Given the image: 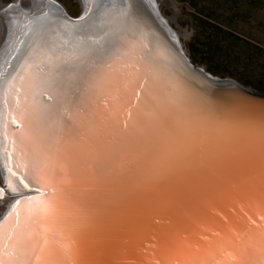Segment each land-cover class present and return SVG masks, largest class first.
Wrapping results in <instances>:
<instances>
[{
  "label": "snow or ice",
  "instance_id": "snow-or-ice-1",
  "mask_svg": "<svg viewBox=\"0 0 264 264\" xmlns=\"http://www.w3.org/2000/svg\"><path fill=\"white\" fill-rule=\"evenodd\" d=\"M153 17L163 32L157 0H84L75 22L57 0L0 11L17 126L0 148V264H264V104L214 112ZM101 96L123 119L91 120Z\"/></svg>",
  "mask_w": 264,
  "mask_h": 264
},
{
  "label": "rangeland",
  "instance_id": "rangeland-1",
  "mask_svg": "<svg viewBox=\"0 0 264 264\" xmlns=\"http://www.w3.org/2000/svg\"><path fill=\"white\" fill-rule=\"evenodd\" d=\"M12 2L0 0V6ZM57 3L70 17L82 12L81 0ZM159 12L190 61L191 54L198 60L193 64L264 91V0H167Z\"/></svg>",
  "mask_w": 264,
  "mask_h": 264
},
{
  "label": "water",
  "instance_id": "water-1",
  "mask_svg": "<svg viewBox=\"0 0 264 264\" xmlns=\"http://www.w3.org/2000/svg\"><path fill=\"white\" fill-rule=\"evenodd\" d=\"M60 5V4H59ZM61 6V5H60ZM61 10L65 12L61 6ZM66 13V12H65ZM82 13V12H81ZM67 15V14H66ZM81 15V14H80ZM67 17L73 22L76 21L77 17ZM161 17V16H160ZM151 30L159 36L162 42L165 41V36L159 30L158 26L155 24L148 23ZM182 54L187 61V66L185 67L181 63H175L170 65L171 69L176 72L183 74V77L187 83V86L194 92L201 94L208 102L210 108L214 112L231 113V114H242L251 106H259L264 104V92L254 90L248 86H245L234 79L226 77H215L207 73L205 69L201 66L193 64L185 51L181 46ZM140 55H143L144 61H147L155 57V50L152 49L151 45L149 49L141 50ZM144 61L140 62V67L143 69ZM159 63H164L159 61ZM203 75H202V74ZM207 77L208 79H205ZM4 81L0 83V148L3 147V136L4 132L7 130L8 134L12 135L13 131L16 129V125L11 124V118L7 115V110L5 107V95H4ZM143 94L141 96V101L143 102ZM134 97L131 92L127 93L123 100L121 101L122 106H126L128 103L132 102ZM111 101L109 104L111 106ZM86 113H91V120L103 126V124H111L116 119H123L122 116L117 112L114 115H110L109 109L104 107V98L95 99L94 103L88 105L86 108ZM126 115V114H125ZM7 116V122L5 117ZM9 135V136H10ZM3 163V153L0 152V165ZM1 175L4 173L0 170ZM4 187V184H3ZM26 195H35L34 192H25ZM0 223H3L2 218H0Z\"/></svg>",
  "mask_w": 264,
  "mask_h": 264
},
{
  "label": "bare ground",
  "instance_id": "bare-ground-1",
  "mask_svg": "<svg viewBox=\"0 0 264 264\" xmlns=\"http://www.w3.org/2000/svg\"><path fill=\"white\" fill-rule=\"evenodd\" d=\"M167 0H157V3H158V7L161 5V4H163V3H165ZM23 2V0H16V4H20V3H22ZM144 2L145 3H147L148 2V0H144ZM13 3V2H12ZM12 3L11 4H9V5H12ZM83 4H84V0H81V5H82V8H83ZM9 5H6L5 7L4 6H0V11H3V8L4 9H6ZM10 15H13V13L11 12V13H9ZM159 14H160V12H159ZM160 16H161V19H163L166 23H165V25L163 26V32H162V34L166 37L167 36V34H168V32H169V30H171V28L169 27V25H168V23H167V21L165 20V18L160 14ZM153 21H155V17H153L152 18V20H148V23H153V24H155L156 26H158V28L160 29V25H159V22L158 21H156L155 23L153 22ZM172 33H176L177 34V38H178V33L177 32H173V31H171ZM179 46H181V44H180V42H179ZM2 62H3V55H2V53L0 54V64H2ZM0 71H2V68H0ZM1 81H2V79H0V83H1ZM14 93H12V94H10L9 96H8V99H7V108H6V110H7V115H8V117L9 118H12V116H11V113H12V109H13V105L15 104V99L13 98L14 97ZM102 97V96H101ZM101 97H98V98H101ZM21 99L23 98L22 96L20 97ZM95 99H97L96 97H94V98H92V99H88V100H86L85 102H84V110L86 111V108L88 107V105H90V104H92V103H94V101H95ZM7 131V130H6ZM4 134H5V132H4ZM7 134H8V132H7ZM8 135H10V134H8ZM4 137V136H3ZM10 137V139H11V137H12V135H10L9 136ZM4 140V139H3ZM0 187H2V186H0ZM1 204L2 203H0V206H1ZM2 207L3 206H1V210H2ZM10 222H12V221H10ZM5 259H6V257H5Z\"/></svg>",
  "mask_w": 264,
  "mask_h": 264
},
{
  "label": "trees",
  "instance_id": "trees-1",
  "mask_svg": "<svg viewBox=\"0 0 264 264\" xmlns=\"http://www.w3.org/2000/svg\"><path fill=\"white\" fill-rule=\"evenodd\" d=\"M192 56H191V62L193 63V62H198V60L195 58V56L193 55V54H191ZM209 70H211L210 68H209ZM243 84V83H242ZM244 85V84H243ZM260 92H264L263 90H260Z\"/></svg>",
  "mask_w": 264,
  "mask_h": 264
}]
</instances>
